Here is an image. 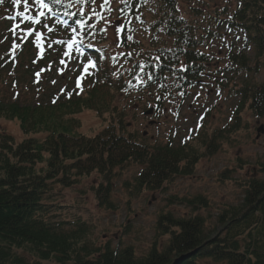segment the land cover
I'll return each instance as SVG.
<instances>
[{
	"label": "trees",
	"instance_id": "1",
	"mask_svg": "<svg viewBox=\"0 0 264 264\" xmlns=\"http://www.w3.org/2000/svg\"><path fill=\"white\" fill-rule=\"evenodd\" d=\"M69 1L61 0V3L53 4L52 0H44L49 2L52 12L45 14L43 24L49 22L56 10L73 14L68 9ZM235 1L239 9H236L233 24L243 27L250 42L256 45V51L263 55L264 0ZM177 2L159 0L164 22L150 25L154 31L161 30L163 26L165 35L174 44L162 48L159 60L147 62L140 72L146 71L150 87L159 86L165 78H170L179 85L177 91L184 93L191 85L197 84L207 59L197 51L198 43L193 38L192 27L175 17ZM15 4L13 0L0 3V26L5 23L4 15H8ZM20 4L24 6V0ZM27 4L31 8L38 5L36 0H27ZM36 8L39 9V6ZM125 8L138 16L139 21H146L144 14L153 10L148 0H132L130 7ZM68 18L74 21V18ZM52 20L55 30L50 36L58 37L63 25L56 18ZM131 25L127 26L125 33L131 32ZM78 32L100 68L99 71L91 69L94 78L80 94L58 96L55 101L36 105L0 103V118L18 121L25 136L21 143H16L10 136L0 138V264H26L16 253L24 249H29L41 262L53 260L57 264H203L206 260L220 264H264V181H250L243 203L230 207L219 217V232L210 233L205 219L200 216L176 220L170 213L160 215L158 231L161 236L169 237V242L163 250L155 244L144 258H138L132 247L117 252L110 244L95 247L87 240L91 229L81 221L65 229V223L56 224L47 218L51 214V207L44 197L54 184L70 187L67 178L71 181L97 172L103 179V183L94 190L99 207L113 209L112 181L117 177V169L122 170L133 163L143 166L135 189L138 192L156 191L174 177L192 175L197 162L203 155L209 154L211 148H215L213 144L217 138L221 139L223 133L220 131L209 137L207 132L201 130L196 138L184 145L168 143L154 147L127 135V124L123 122L122 113L117 115L119 108L115 101L129 80L124 82L112 78L110 67L113 59H107L100 35L87 26L79 27ZM123 40L126 48L140 51L141 44L136 40L132 39L136 43L134 47L125 36ZM34 51L33 41L25 45L21 52L8 56H3V49L0 48V84L7 85L9 74L12 75L9 77L20 82L26 74L33 76L41 71L49 72V63L57 64L55 49L39 60L32 58L38 56ZM183 60L185 67L179 69ZM241 61H245V58ZM135 69L138 70L139 65ZM253 89L246 84L239 92L242 100L233 114L235 125L229 133L239 128L240 116L247 104L256 116H263L264 85L259 90ZM158 97L162 98L160 101L164 100L162 93ZM83 111H95L99 117L106 115L112 120L105 124L99 135L87 138L78 133L80 122L76 116ZM203 147L207 148L201 152ZM39 165L46 166L39 169ZM171 201L185 205L194 212L209 207L207 200L199 196L193 199L173 197ZM181 257H184L183 260Z\"/></svg>",
	"mask_w": 264,
	"mask_h": 264
},
{
	"label": "rangeland",
	"instance_id": "2",
	"mask_svg": "<svg viewBox=\"0 0 264 264\" xmlns=\"http://www.w3.org/2000/svg\"><path fill=\"white\" fill-rule=\"evenodd\" d=\"M148 1L153 10L144 14L147 20H132V38L141 44L140 51L133 52L120 46L119 30L124 24L120 19L123 13L121 6L127 4L128 0H108L104 7H101L104 0H95L94 4L91 0H83L76 5V9L80 8L81 11L83 6H87L89 17L93 21H100L99 25L95 22L96 34L101 36L107 59H113L111 67L107 62L110 70L112 68V78L124 82L129 80L115 101L119 108L117 115L122 113L123 122L127 124L126 134L137 137L138 142L151 147L167 143L180 146L188 139L195 138L199 130L207 132L209 137L223 131V138L216 139L213 144L215 148L202 156L192 175L174 177L156 191L138 192L135 189L143 166L133 163L122 170L117 169V177L112 181L113 209L99 207L94 190L103 183V179L97 172L76 180L67 178L70 187L54 184L44 197L51 207V214L47 216L51 222L65 223L64 228L70 229L73 223L81 221L91 229L87 240L95 247L110 244L116 252L132 247L138 258L146 257L155 244L160 250L168 244L169 237L161 236L158 231L160 215L170 213L176 220L200 216L205 219L210 233L219 232V217L230 207L243 203L250 181H264V114L256 116L247 104L242 110L239 128L229 133L235 125L233 112L241 100L238 91L245 84L253 87V90H259L260 85L264 84V56H257L252 47L241 49L242 36L240 41L234 38L238 33L226 34L223 23L230 21L228 19L237 6L236 1L178 0L175 17L201 35L198 38L202 39L201 51L210 57L212 65L202 82L187 88L184 93L177 91L179 85L170 78H165L159 86L150 87L146 78L148 74L146 71L140 72L147 62L159 60L162 48L174 44L165 35L163 26L159 31L151 30V23L163 21V7L159 6V0ZM92 9L105 19L93 15ZM83 14L87 16L86 12ZM0 29L4 38L0 40V48L3 49V56H7L6 53L19 48L23 34L17 32L11 38L7 26ZM154 33L156 35L152 37ZM223 38L226 40H219ZM133 40L128 41L131 47L136 44ZM234 58L236 61H233ZM242 58L245 61H241ZM240 63H244L243 68L239 67ZM136 65H139L138 70L135 69ZM180 65L185 67V62L182 61ZM82 66L78 63L61 68L53 64L50 66L51 72L40 80L36 75L26 74L19 83L7 76V85L0 84V103L36 105L39 102L49 103L61 95L64 97L74 91L75 80L80 76ZM161 93L164 97L162 101L158 97ZM150 109L154 110L153 114L146 116ZM76 118L80 122L78 133L87 138L99 135L105 124L112 120L106 115L99 117L95 111H83ZM4 136L12 137L16 143L25 139L18 121L0 118V138ZM206 148H201V152ZM45 166L39 165L38 168ZM198 196L207 200L208 208L194 212L185 205L171 201L173 197L193 199ZM16 253L26 264H57L53 260L39 261L29 249L17 250ZM202 263L220 264L211 260Z\"/></svg>",
	"mask_w": 264,
	"mask_h": 264
},
{
	"label": "snow or ice",
	"instance_id": "3",
	"mask_svg": "<svg viewBox=\"0 0 264 264\" xmlns=\"http://www.w3.org/2000/svg\"><path fill=\"white\" fill-rule=\"evenodd\" d=\"M13 2L16 3V4H19L20 0H13ZM36 2L39 3V4L41 5L42 8H47V11H48V12H51V11H52L51 7H49V6L44 2V0H36ZM0 3H3V0H0ZM24 3H25V7L27 8V6H28V4H27V0H24ZM52 3H53V4L61 3V0H52ZM91 3L94 4V3H95V0H91ZM107 3H108V0H104V4H102L101 7H104V5L107 4ZM70 6H71V5H69V7H70ZM108 10L111 11V8H109ZM92 13H93V15L97 16V17L100 18V19H105L103 16L100 15V13H97V12L95 11V9H92ZM82 14H83V13H81V15H82ZM21 15H22V14H21ZM40 16H41V17H45V13H44V12H40ZM25 18L28 19V20H33V17H31V16H28V17H25ZM35 22H36V23H41L40 21H35ZM41 27H47V25H46V24H41ZM48 31L51 32L52 29H51L50 27H48ZM73 31H76V29H73ZM28 34L31 35L32 33L29 32ZM37 36H38V37H42V34L39 33V32H37ZM127 39L130 40V39H132V38L129 36V37H127ZM56 43H62V41H56ZM72 47H73L72 44H68V48H69V49H72ZM76 51H77V52L80 51L79 47L76 48ZM62 62H63V61H62ZM90 68H91V69H94L95 71H99L100 68H99V63H98V61H89L87 64H85L84 69H83V72H84V73H87L88 75H92L93 72L89 71ZM114 70H115V69H113V71H114ZM81 78H82V77H81ZM78 79H80V78H78ZM78 86H79V85H78Z\"/></svg>",
	"mask_w": 264,
	"mask_h": 264
},
{
	"label": "water",
	"instance_id": "4",
	"mask_svg": "<svg viewBox=\"0 0 264 264\" xmlns=\"http://www.w3.org/2000/svg\"><path fill=\"white\" fill-rule=\"evenodd\" d=\"M152 113V110H150L147 114H151Z\"/></svg>",
	"mask_w": 264,
	"mask_h": 264
}]
</instances>
